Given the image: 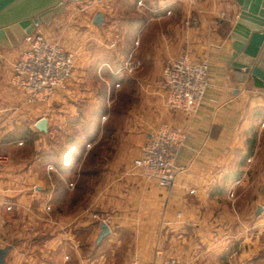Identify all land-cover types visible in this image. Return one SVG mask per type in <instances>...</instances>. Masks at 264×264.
I'll use <instances>...</instances> for the list:
<instances>
[{
	"label": "crops",
	"instance_id": "0c3cea01",
	"mask_svg": "<svg viewBox=\"0 0 264 264\" xmlns=\"http://www.w3.org/2000/svg\"><path fill=\"white\" fill-rule=\"evenodd\" d=\"M99 1L101 9L97 12L106 13L107 9L115 11L119 0ZM133 1L146 4L145 8L136 5L139 14V10L145 13L141 14L145 21L135 38L139 46L134 56L141 67L133 73L144 75L136 77L147 92L142 103L144 113L135 115L115 145L112 152L117 158L108 164L109 181L97 191V206L104 209L112 205L116 207L115 219L131 218L134 225L152 226L155 238L159 234L164 257L173 255L187 264H264V215L258 213V207L264 205V147L257 145L254 154L243 160L255 114L261 110L264 115V89L252 81H238L229 65L234 51L231 33L240 5L236 0ZM68 14L66 9L65 15H57L49 25L40 24L36 31L50 37L61 20L75 22ZM112 20L109 17V27ZM71 26L73 33L77 26ZM23 49L0 50V137L8 135L15 125L23 126L24 131L13 135L26 143L29 134L52 133L62 119L57 114L59 106H75L91 99L94 87L89 85L90 75L96 80L103 78L110 72L107 65L111 67V62L104 58L94 67L91 53H82L68 86L47 103L32 104L23 90L11 83L12 63ZM184 52L209 62L207 92L194 114L170 111L165 104L166 88L153 78L162 74L165 61ZM42 118L48 119L46 132L36 127ZM104 122L100 138L104 132L113 133ZM162 123L187 134L176 160L180 170L171 188H162L132 172L142 145ZM11 143L6 141L5 146ZM44 147H35L37 157L31 162L15 160L7 151L0 153V248L10 247L6 264H70L74 254H79L73 219L64 205L58 204L61 200L53 176L58 173L69 187L73 183L71 173L52 171L53 165L44 162L51 150ZM120 155H126L125 159L121 161ZM237 171L240 177L232 180ZM8 203H13L12 210ZM47 204L53 210L48 220ZM37 217H41L42 230L32 224ZM26 218L28 224L23 221ZM87 230V226L81 227V231ZM145 258L152 261L154 253Z\"/></svg>",
	"mask_w": 264,
	"mask_h": 264
},
{
	"label": "rangeland",
	"instance_id": "374dc122",
	"mask_svg": "<svg viewBox=\"0 0 264 264\" xmlns=\"http://www.w3.org/2000/svg\"><path fill=\"white\" fill-rule=\"evenodd\" d=\"M70 2V0H65L66 5H69ZM118 2L114 4V7H117L115 11L109 9L107 10L110 13L107 10L106 13L99 11L104 14L101 25L94 22V17L98 13L97 10L101 9L98 4L87 11H77L74 15L70 11L68 16L74 18L75 22L71 23L67 19L61 20L56 29L52 31L51 34L53 35L49 37L52 40H58L64 49L75 53V69L79 62V56L84 52L91 53L94 58V67L96 66L95 63L104 61V58L105 61L111 62L112 69L107 67L110 72L104 73L103 78L96 80V77L90 75L88 81L89 85L94 87L93 97L75 106H59L58 109L61 108V111L58 110L57 114L62 115V119L56 122V127L52 129L50 134L37 135L36 137L29 134L27 142L21 144L20 141L24 139L22 137L16 138L13 134L24 131V127L14 124L15 127L9 131L8 135L0 137V153L7 151L15 160L33 161L37 157V150L35 149L37 146H45L46 150L48 147L50 150L55 148L57 151L66 147L77 150L79 149V141L86 137L80 128V120L89 124L92 117L106 107V116H103L102 121H105L104 127L107 130L112 129L113 133L104 132V136L100 138L99 136L102 135L100 132L97 137L96 122L92 123L93 129L90 134L94 139L86 146L82 159L71 164L73 169L69 171V174L71 173L70 179L74 184L70 183L69 187L66 186L67 192L62 193V198H59L61 202H58V204L64 205L65 212L72 216L73 222L71 224L72 228L75 229L73 238L79 247V254H74L69 261L70 264H131L135 258L146 260L145 255L154 253L155 249L159 247V234L155 238L151 233L152 226H144L143 223L134 225L131 218L125 220L126 222L120 218L115 219L116 207L109 205V207L102 209L97 206L96 202L97 191L109 181L111 171L108 170V164L117 158V155L112 151H114L115 145L120 142L122 135L128 131V126L134 120L135 115L144 113L142 103L147 93L140 88L139 81L136 79V77L143 78L144 75L135 76L132 73L129 76L128 73L123 72V74H119L117 81L116 77L113 76L115 67L119 68L127 56L132 52L134 53L139 46L138 40H135L138 32L134 33L133 30L131 33L132 29L135 28L132 26L131 29L130 23L134 1L119 0ZM109 3L111 6L112 2ZM139 12L145 15L143 11L139 10ZM109 17L116 19L110 21V27L107 24ZM71 24L77 26L73 33H71ZM22 46H25V40L18 47L12 49H20ZM5 49L7 48L0 47V50ZM126 54L128 55L126 56ZM104 78L105 80H103ZM153 78L156 82L163 83L162 74H155ZM118 82H121V87H116ZM257 125L259 130L257 145L264 147V115L257 122ZM75 139L77 145L74 143ZM10 140L13 143L8 146L11 148H8L5 146V142H11ZM125 156L120 155L118 158L122 157L120 159L122 161ZM132 156L134 157V155ZM45 213L48 220L51 211L46 210ZM76 215L78 218L74 219ZM40 218H34L33 221L37 222H32V224L35 228L42 230ZM46 219L42 220L46 223ZM23 221L26 224L29 223L28 218ZM103 223L110 226L111 232L99 241V235L97 237L96 235L99 231L101 233ZM84 225L88 227L85 232L81 231V227Z\"/></svg>",
	"mask_w": 264,
	"mask_h": 264
},
{
	"label": "built area",
	"instance_id": "2783aa9c",
	"mask_svg": "<svg viewBox=\"0 0 264 264\" xmlns=\"http://www.w3.org/2000/svg\"><path fill=\"white\" fill-rule=\"evenodd\" d=\"M70 1L66 8L72 15L77 11H87L100 2ZM138 6L146 7V4L139 1ZM225 16V13L221 14L222 18ZM75 59L74 52L64 49L58 40H52L44 32L37 30L26 37L24 49L12 63L11 83L23 90L28 103H47L58 90L68 86L75 69ZM140 67L141 61L136 59L132 52L113 73L132 74ZM208 70V60L195 59L187 52L168 59L162 69L166 107L170 111L196 113L207 92ZM117 87H121V83L118 82ZM186 139L187 134L183 130L162 123L142 145L139 156L133 161L134 171L147 181L156 182L162 188H171L180 170L176 160ZM50 169L56 171L54 166H50ZM8 205L12 210L13 203ZM45 208L52 210L50 204ZM262 214L264 215V205ZM154 256L152 261L135 258L131 264H187L173 255L164 257L160 247L155 249Z\"/></svg>",
	"mask_w": 264,
	"mask_h": 264
},
{
	"label": "water",
	"instance_id": "95a60500",
	"mask_svg": "<svg viewBox=\"0 0 264 264\" xmlns=\"http://www.w3.org/2000/svg\"><path fill=\"white\" fill-rule=\"evenodd\" d=\"M77 1V0H74ZM240 13L233 27V53L229 62L240 82L252 81L264 89V0H236ZM65 0H0V47H18L40 24H51L57 15H63ZM104 14L96 13L94 22L102 24ZM36 127L46 132L48 119L42 118ZM263 205L258 207L262 212ZM108 224H102L98 240L110 234ZM10 247L0 248V264H6Z\"/></svg>",
	"mask_w": 264,
	"mask_h": 264
},
{
	"label": "trees",
	"instance_id": "16d2710c",
	"mask_svg": "<svg viewBox=\"0 0 264 264\" xmlns=\"http://www.w3.org/2000/svg\"><path fill=\"white\" fill-rule=\"evenodd\" d=\"M138 2L139 1H135L134 4L132 5V19H131L130 23H131V29H132V26L135 28L132 29L131 33L133 32V30H134V33H137L140 26L145 21V16L139 14L136 11V5L138 4ZM127 55L128 54H126V56ZM117 68L118 67H115V70ZM113 76L116 77V81H117L118 80L117 78H119V74L113 73ZM106 110H107L106 107L104 109L102 108V110L98 114H96L94 117H92L89 124L84 123V120H80V122H79L80 128H81V130H83L86 137L83 138L84 140L79 141L80 142L79 149L74 150V149H70L69 147H66V148H62L59 151H57V149L53 148L51 150V152H49L45 155L44 162L52 164L53 166L56 167V169L59 172L71 170L70 164L78 162V160L82 159L83 153L86 151V148H87L86 146L88 145V143L92 142L94 139L90 134L92 132V129H93V125H92L93 122H96L95 131L97 133L96 136L98 137V135L102 129V117L104 116ZM260 118H262L261 110L256 112L255 118L252 121L250 128L248 130L247 151L243 156V160H247L248 158H250L254 154V151L257 147L258 131H259L257 122L260 120ZM74 143L75 144L77 143L76 139L74 140ZM240 175H241L240 171H237L231 179L236 180L238 177H240ZM53 176H54V178L56 180V184H57L56 185L57 197H58V199L59 198L61 199L62 193L67 192L65 182L58 175V173H56V172L53 173Z\"/></svg>",
	"mask_w": 264,
	"mask_h": 264
}]
</instances>
